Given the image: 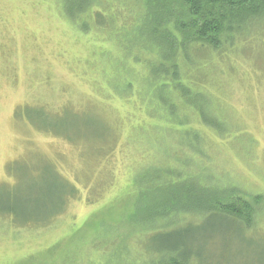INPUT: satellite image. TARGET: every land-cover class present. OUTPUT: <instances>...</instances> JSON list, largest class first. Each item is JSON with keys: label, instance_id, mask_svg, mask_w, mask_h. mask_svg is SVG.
<instances>
[{"label": "rangeland", "instance_id": "rangeland-1", "mask_svg": "<svg viewBox=\"0 0 264 264\" xmlns=\"http://www.w3.org/2000/svg\"><path fill=\"white\" fill-rule=\"evenodd\" d=\"M108 1L133 13L146 11L144 0ZM60 9L58 0H0V206L16 210L18 225L0 218V264H30L31 258L35 264H88L110 230L114 237L130 236L146 202L138 200L133 177L144 168L156 170L163 182L182 184L167 194L183 193L190 213L201 212L216 195L208 207L219 212V206H239L238 199L247 202L258 232L240 234L237 223L226 218L195 219L203 228L206 264H263L264 52L230 49L223 56L208 55L202 91L214 117L208 115L226 129L218 135L189 113L181 129L197 144L190 150L185 134L160 129L158 134L147 127L150 118L141 99L127 98V90L119 97L107 86L116 68L132 79L143 71L138 61L147 65L153 56L129 52L90 21L88 31L81 32L83 20L74 23ZM170 10L172 22L187 15L179 3ZM171 28L177 32L173 23ZM191 34L189 41L196 38L194 30ZM26 106L85 109L82 115L65 113L53 124L86 146L15 117ZM106 133L113 152L91 155L102 149ZM49 169L75 184L76 198L51 225L22 228V223L45 220L43 209L60 196V183Z\"/></svg>", "mask_w": 264, "mask_h": 264}, {"label": "trees", "instance_id": "trees-1", "mask_svg": "<svg viewBox=\"0 0 264 264\" xmlns=\"http://www.w3.org/2000/svg\"><path fill=\"white\" fill-rule=\"evenodd\" d=\"M58 1L64 17L77 24L80 19L83 20L84 23L79 24L81 32L88 31L90 21L97 30L114 35L115 44L125 46L129 52L137 50L149 52L153 56L154 62L147 65L140 64L138 59V65L143 71L137 77L125 78L120 72L121 68H116L114 74L106 80L107 86L119 97L127 90V98L141 99L144 102L142 111L149 114L151 121L147 123L148 128L158 131V134H161L160 129L162 133L186 135L187 131L182 130V124H185L186 116L192 113L198 115L199 118L196 117L205 129L210 128L218 135L225 132L226 126L208 115L209 97L207 94L205 97L202 91L205 59L216 52L223 56L230 49H241L243 53H251L252 49L264 52V0H144V15L114 6L108 0ZM173 3H179L187 9V15L178 16V20L174 22L170 10ZM171 23L177 32L172 30ZM193 30L196 38L189 41ZM228 56L227 59H231ZM118 59L122 63L121 58H117L116 63ZM128 66L135 68L133 64ZM83 112L86 110L76 111L62 107L59 112H52L43 107L26 106L17 111L19 114L16 113L15 117L19 116L47 135L83 145L84 143L69 138L63 127L53 124V121L64 117L65 113L82 115ZM180 114L184 115L181 117ZM162 124L165 125L164 128L161 127ZM105 135L101 143L102 149H95L91 155L101 156L107 150L108 154L113 152V147L106 146L111 136L109 133ZM191 135L193 140L197 139ZM183 137L184 140L187 139L190 150L197 149L194 141L192 143L187 135ZM50 173L60 183L57 190L59 198L57 197V201L50 200L43 209L45 220L22 223V228L51 225L66 210L67 203L76 198L77 188L74 183L61 179L53 170ZM133 180L136 192H139L138 200L146 201L143 210L139 211L137 223L132 225L135 230L131 229L130 236L121 234L116 237L110 230L102 238L103 241L96 243L94 251L97 257L88 264H206L208 259L203 246V228L195 220L201 215L209 220L221 217L236 222L240 234L244 231H257V228L251 226L250 205L247 202L238 199L239 206H219V212L208 207V203L217 198L216 195L204 202L201 212L190 213L183 193L174 194L182 184L163 182L156 170L147 168L141 170L139 175H134ZM168 190L174 191L168 195ZM1 217H8L18 227L15 220L17 213L11 205L6 203L0 206ZM192 219L195 221H191ZM99 243L102 245L98 246ZM261 258L264 260V250ZM34 260L31 258L28 261L35 264Z\"/></svg>", "mask_w": 264, "mask_h": 264}]
</instances>
